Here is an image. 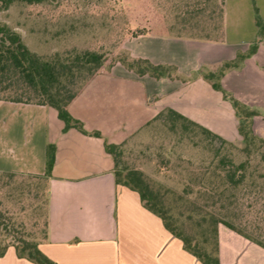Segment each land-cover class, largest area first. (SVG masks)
<instances>
[{"label":"crops","instance_id":"crops-1","mask_svg":"<svg viewBox=\"0 0 264 264\" xmlns=\"http://www.w3.org/2000/svg\"><path fill=\"white\" fill-rule=\"evenodd\" d=\"M264 0H225L221 40L142 34L124 46L133 57L177 66L179 77L140 75L121 62L95 76L69 111L83 122L63 130L56 109L41 104L0 100V172L43 174L47 145H56L50 178L49 231L41 250L59 264H203L184 248L139 193L117 184L114 159L105 142L123 143L165 108H173L230 141L242 140L239 117L203 74L215 71L257 43V51L222 76L223 87L264 121ZM233 121L231 133L215 129L216 119ZM222 264H264V248L229 227L219 225ZM0 264H36L9 246Z\"/></svg>","mask_w":264,"mask_h":264},{"label":"rangeland","instance_id":"rangeland-1","mask_svg":"<svg viewBox=\"0 0 264 264\" xmlns=\"http://www.w3.org/2000/svg\"><path fill=\"white\" fill-rule=\"evenodd\" d=\"M197 0H45L40 4L16 2L1 11V19L19 31L28 47L50 58L55 53L69 50H97L108 56L122 58L124 46L139 26L161 34L191 35L193 27L212 28L208 13L189 19ZM188 12V13H187ZM183 18L189 19L183 23ZM199 23L198 26L195 24ZM186 28V29H185ZM6 93H2L6 98ZM230 101V100H229ZM260 112V111H259ZM264 114V113H263ZM215 129L231 133L233 121L216 119ZM256 129L264 134V121L259 119ZM244 141L221 144L211 140L198 129L182 130L180 122L175 129L157 120L131 136L123 146L122 164L146 173L152 186L159 190L182 227L200 236L198 217L191 211L213 208V199L203 195L211 188L216 150L240 162L247 157ZM256 159L252 172L264 174V144L252 149ZM255 188L241 190L240 204L234 208L235 223L242 226L251 222L247 231L258 237L264 232V178ZM47 182L40 177L0 173V248L8 243V230L13 235L41 241L47 232ZM199 206V207H198ZM193 216V217H192ZM5 224L8 230L5 229Z\"/></svg>","mask_w":264,"mask_h":264},{"label":"trees","instance_id":"trees-1","mask_svg":"<svg viewBox=\"0 0 264 264\" xmlns=\"http://www.w3.org/2000/svg\"><path fill=\"white\" fill-rule=\"evenodd\" d=\"M44 1L0 0V100L50 106L57 110L59 118L64 122V131L70 128H77L86 134L101 136L99 131L88 132L83 122L74 118L69 111L72 102L95 76L110 73L112 67L116 63L121 62L128 69L140 75L149 74L156 78L179 77L177 66L172 64H155L148 58L133 57L128 50L122 58L108 56L105 52L91 49H73L65 53L57 52L50 58H46L31 50L23 40L21 33L8 23L2 21L1 11L10 8L16 2L40 4ZM211 1L214 7L207 15L213 22L212 28L199 27V23H197L195 25L198 27L191 29L196 33L173 36L213 41L221 40L225 34V0L195 1L197 6L193 11L189 12V19L197 18L201 14L206 13L205 11H207V7ZM189 19L183 18V23H188ZM256 23L259 27L260 35L263 36L264 21L258 15V12ZM154 33L146 25H143L139 26V30L133 32L131 36ZM257 49L258 44L255 43L247 52H240L234 60L226 61L217 70L205 71L203 74L211 82L212 86L216 90L221 91L224 98L230 100L233 104L239 117L238 130L244 141L243 151L247 154V157L240 162H236L231 156L219 153L220 148L216 150V158L211 162V165H213L211 178L214 179V184L211 188L203 190V195L213 199V208L205 209L200 207L199 210L196 208L194 211H191L193 214H190L197 216L199 219L200 236L187 232L182 227L178 218L172 213L171 207L166 204L164 195L152 186L144 171L129 168L122 164L123 146L126 141L119 144L105 142L106 151L114 159L116 183L137 191L143 205L161 217L166 228L180 238L183 241L184 248L196 256L203 264H222L219 259L220 224L229 227L264 248V232H261L258 237L251 235L247 231L251 222H244L242 226H238L235 223L236 216H234V208L240 204L238 193L241 190L255 188V185L258 184L257 181L264 178V174L259 176L251 171L256 160L252 153L253 146L257 143L264 144V138L257 135L253 128V118L259 112L237 99L223 87L221 82L222 76L227 69L238 67L246 57L254 54ZM8 90L11 92L6 94V98H4L2 93H6ZM157 120L169 125L173 129L180 122L184 132L195 128L207 135L211 140H218L224 145L232 143V141L220 134L170 107L160 111L147 125ZM46 154V169L43 174L0 172L10 177L31 175L43 178L47 182L48 195V218L45 237L41 241H38L23 236H15L8 230V226L5 224L9 238L8 243L3 248H0V257L4 255L9 246H14L19 257L26 258L36 264H59L46 255L40 248V243L47 239L49 231V183L56 161V145L49 143ZM259 161L260 163H264V154L261 155Z\"/></svg>","mask_w":264,"mask_h":264}]
</instances>
